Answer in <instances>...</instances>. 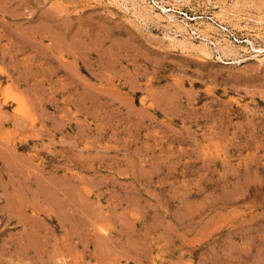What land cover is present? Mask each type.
Instances as JSON below:
<instances>
[{
  "label": "rangeland",
  "instance_id": "1",
  "mask_svg": "<svg viewBox=\"0 0 264 264\" xmlns=\"http://www.w3.org/2000/svg\"><path fill=\"white\" fill-rule=\"evenodd\" d=\"M0 264H264V0H0Z\"/></svg>",
  "mask_w": 264,
  "mask_h": 264
},
{
  "label": "bare ground",
  "instance_id": "2",
  "mask_svg": "<svg viewBox=\"0 0 264 264\" xmlns=\"http://www.w3.org/2000/svg\"><path fill=\"white\" fill-rule=\"evenodd\" d=\"M242 62H243V61H242ZM242 62H241V63H242Z\"/></svg>",
  "mask_w": 264,
  "mask_h": 264
}]
</instances>
